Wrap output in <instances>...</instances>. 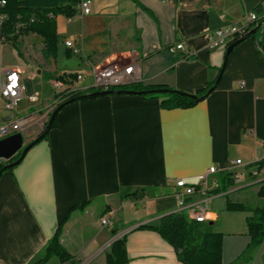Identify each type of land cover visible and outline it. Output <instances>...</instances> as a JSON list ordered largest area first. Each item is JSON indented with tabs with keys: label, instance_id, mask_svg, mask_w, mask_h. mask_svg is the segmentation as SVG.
<instances>
[{
	"label": "crops",
	"instance_id": "0c3cea01",
	"mask_svg": "<svg viewBox=\"0 0 264 264\" xmlns=\"http://www.w3.org/2000/svg\"><path fill=\"white\" fill-rule=\"evenodd\" d=\"M139 2L153 15L134 0H92L91 13L78 10L71 18L57 15L55 57L45 58L40 36L21 35L18 40L25 43V53L20 50L21 61L14 64L4 65L0 58V81L13 67L25 76V60L33 70L30 78L39 82L38 90L32 88L39 93L38 102H53L52 80L65 73L89 71L103 61H137L139 82L144 85L196 93L218 78L225 60L227 47L210 49L208 34L226 24L244 23L248 12H256L259 18L264 15V0ZM259 36H248L234 47L216 87L192 107L164 108L160 98L128 93L64 105L47 137L0 175V264L37 261L61 220L83 203V209L71 210L60 238L78 261L95 258L109 241L126 235L127 264H185L157 231L138 227L157 224L161 216L177 210L176 178L196 183L197 175L211 165L218 167L220 177L232 161L242 159L247 166L237 169L244 174L228 192L257 186V193L258 181L248 173L264 159V65L256 43ZM66 40L74 43L77 52L67 47ZM35 41L40 54L33 56L29 50L38 47L29 46ZM181 41L185 51L169 50ZM187 50L193 54L184 57ZM48 81L51 89L43 95V83ZM83 84L90 85L91 78ZM52 102H42L36 111L45 113ZM40 130L32 124L24 134L26 142ZM209 206L208 219L218 223L220 230H229L223 239L222 261L232 264L250 242L246 219L253 212L228 210L224 194L214 195ZM125 211L132 213L124 216ZM105 216L108 225L101 223ZM263 252L264 243L247 264H264Z\"/></svg>",
	"mask_w": 264,
	"mask_h": 264
},
{
	"label": "trees",
	"instance_id": "16d2710c",
	"mask_svg": "<svg viewBox=\"0 0 264 264\" xmlns=\"http://www.w3.org/2000/svg\"><path fill=\"white\" fill-rule=\"evenodd\" d=\"M2 1L3 0H0V13H3L6 18L0 22V37H5L6 40L12 39L17 41L21 35L34 33L42 39L45 58H50L56 56L59 43L56 16L59 14L65 15L68 18L75 16L78 11L77 6L81 0H4V4H2ZM134 1L153 15V12L142 5L139 0ZM257 10L262 11V7L259 6ZM263 20L264 15L249 24V30H252L259 24L261 25L256 32L251 33L249 36H255L257 33H260L259 38H256V43L262 53L264 65ZM19 53L21 54V51H19ZM221 71L222 68L220 69V73ZM215 83H218L217 78L198 92L190 93L195 94L197 97L174 92V90L179 89L167 85H144L141 82L116 86L113 87L112 90L132 89L141 91L162 88L166 91L162 93L147 92L141 95L151 98H160L161 105L164 108H186L196 105L205 98L207 95L206 93H208L209 89ZM93 91L96 90H92L91 92ZM95 97L97 96H86L82 99ZM57 119L58 114L51 128L56 126ZM20 154L21 151L15 155L13 160L17 159ZM261 162H263V159ZM3 167L4 164H0V170L3 169ZM220 177V186L210 190V192L214 194L223 193L226 195L228 210H248L253 212V214L247 218L250 242L233 262V264H247L253 259L257 249L264 243V179L257 182L259 185L257 191L259 202L251 204L245 201H235L229 196V188L236 183L229 172H223ZM85 205V203L76 205L69 210L66 217L59 223L55 234L47 242L44 255L32 264H45L54 257H57L60 263L79 264V261L61 244L60 238L63 226L71 210L76 207L83 209ZM215 224L214 221L209 219L203 222L191 219L185 211H174L161 216L157 224H142L138 228L157 231L174 247L179 261L185 264H223V236L222 233L213 231ZM113 231L114 234L117 232L116 229ZM262 258L264 262V252ZM128 262L129 257L127 254L126 235H123L110 244L109 249L106 251V264H127Z\"/></svg>",
	"mask_w": 264,
	"mask_h": 264
},
{
	"label": "built area",
	"instance_id": "2783aa9c",
	"mask_svg": "<svg viewBox=\"0 0 264 264\" xmlns=\"http://www.w3.org/2000/svg\"><path fill=\"white\" fill-rule=\"evenodd\" d=\"M5 1H2L4 4ZM92 11V0L80 1V13L88 14ZM6 16L0 13V22ZM256 12L251 11L246 13L244 23H230L219 28L214 29L208 34V46L210 49L218 48L220 46H228L233 41L244 36L249 31V24L258 19ZM6 41L5 37H0V44ZM67 47H74L71 40H66ZM169 50L176 52L179 50L185 51L184 42H179L169 47ZM192 50H187L184 57L191 56ZM91 78L90 85H84L83 82ZM26 78L24 72L19 67L6 69L4 78L0 81V98L3 100L5 109L13 111L17 109L19 103L24 97L30 102H37L39 100V93L32 91L27 92ZM141 81V70L137 61L129 63H120L117 61H103L93 64L89 71L78 69L73 72L65 73L60 77L52 80L55 88L54 100L44 113L36 110L22 111V114L16 116L14 114L0 118V139L21 132L23 135L27 133L32 124L37 123L41 131L48 121L51 111H53L59 104L71 99L72 97L91 92L92 90H109L113 87L139 82ZM243 85V81L241 82ZM262 160V159H261ZM254 163L255 168L252 169L248 176L254 181L264 179V159ZM6 159L0 157V164H4ZM239 166H247L242 159H236L228 167V172L235 182L240 181L244 171L237 168ZM218 167L211 165L205 171L197 175V182L191 183L182 177L175 179V198L177 201L176 211H185L189 218L196 221H207L209 201L216 195L210 190L220 186L217 174ZM223 194V193H221ZM199 198H196V196ZM103 225L110 224V219L106 216L101 219Z\"/></svg>",
	"mask_w": 264,
	"mask_h": 264
},
{
	"label": "rangeland",
	"instance_id": "374dc122",
	"mask_svg": "<svg viewBox=\"0 0 264 264\" xmlns=\"http://www.w3.org/2000/svg\"><path fill=\"white\" fill-rule=\"evenodd\" d=\"M25 42H26V39H25ZM35 42L36 43H34L33 46H29V47H38V48L29 50L31 55H33V56L40 54V52H39V41H35ZM20 50L25 53V43L23 41H19V40L18 41H14L12 39H8V40L4 41L0 45L1 63L4 64V65H8V64H14V63H16L18 61H21L19 59V57H21V55L19 53ZM22 62H24L25 66H26L25 67V70H26L25 76L27 77L26 78L27 92L30 93L32 91V88L38 90L39 89L38 79H36L35 77H33V79H31L30 76H29L32 73V71H33L32 67L29 66L28 63L25 60H22ZM59 63H61V62L59 61ZM0 75H1V71H0ZM43 85H44V91H43V95H44V93L45 92H49L51 88L49 87V81L47 83H45V84L43 83ZM42 102H43V104L46 105L47 103H51L52 101L51 100H46V99H44L42 101V99H41L40 103L38 101L34 103V102L28 101V99L26 97H24L22 99V101L19 103L17 109H15L13 111H9V110L5 109L3 100L0 98V117L1 116H6V115L7 116L8 115H12V114H14L16 116H19L20 114H22V111H26V110L31 111V110L39 109V107H41ZM49 117H50V115H49ZM40 132H41V130H40ZM24 139L26 141V139H27L26 136L24 137ZM217 178L220 181L221 177L217 176ZM256 189H257V186H248V187H245V188H243V189H241L239 191L232 192V194L229 193V196L232 199H234L235 201H237L238 199H241V201L243 200V201L251 203V204H256V203L259 202V198L257 196ZM238 201H240V200H238ZM209 208H212V207L209 206ZM233 211H248V210H233ZM131 213L132 212H130V211H125V212H123L121 214L124 215V216H129V215H131ZM246 221H247V219H246ZM247 227H248V224H247ZM107 228L110 229L111 227L107 226ZM218 229H219V224L216 223L214 225V227H213V231L222 233L223 239H224V237L229 235L228 234L229 230H226V229H222V230L219 229L218 230ZM94 231H96V229H93V232ZM90 232L91 231H89V233ZM248 232H249V230H248ZM108 233H109V236H110L111 233H112V230L111 229L108 230ZM109 244H110V241L106 245L103 244V245H105L104 251H102L97 256H95V258L91 259V257H89V256L88 257L87 256L83 257L81 260H79V264H106V262H105V253H106V251L105 250L109 249ZM222 246H223V244H222ZM234 260H233V262H234ZM233 262H232V264H233ZM58 263H59L58 258L54 257L53 259H51V261L48 264H58ZM68 264H71V263H68Z\"/></svg>",
	"mask_w": 264,
	"mask_h": 264
},
{
	"label": "water",
	"instance_id": "95a60500",
	"mask_svg": "<svg viewBox=\"0 0 264 264\" xmlns=\"http://www.w3.org/2000/svg\"><path fill=\"white\" fill-rule=\"evenodd\" d=\"M263 22H264V20H263ZM260 26H261L260 24L257 25L252 30H249L248 33H246L244 36L238 38L237 40L233 41L232 43H230L227 46L225 60H224V64H223V67H222V71L225 68V65H226L228 56H229L230 52L234 49V47L237 46L246 37H248L251 33L256 32L260 28ZM222 71L219 74V76L217 78V81L221 77ZM216 85H217V83H215L209 89L208 93L212 89H214L216 87ZM164 91H166V90L165 89H162V88H154V89H151V90H141V91H135V90H132V89H128V90H126V89H118V90H112V89H109V90H96V91H93V92H89V93H85V94L78 95L76 97H73V98H71V99H69V100H67V101L59 104L53 111H51L50 117L48 119V122L45 124V127L43 128V130L34 139H32L31 141L26 142L25 139H24V135L21 132H17V133H15L13 135H10L8 137H5V138L0 139V157H3V158L6 159V162L4 163L3 169L0 170V175H1V173L5 169H10V168L16 166L17 164H19L22 161V159L24 158V156L26 155L27 151L31 147H33L36 143H38L39 141H41L42 139L45 138V136L48 134L49 130L51 129L52 123H53L56 115L58 114L59 110L64 105H66V104H68L70 102H73V101L82 99V98H84L86 96H100V95L111 94L113 92H116V93H119V94L120 93L145 94L147 92L162 93ZM174 92H180V93H183V94L190 95L192 97H197L195 94H190V93L182 92V91H179V90H174ZM208 93H206V94H208ZM20 151H21L20 156L17 159L13 160V158L15 157V155L18 152H20ZM116 239H114V240H116Z\"/></svg>",
	"mask_w": 264,
	"mask_h": 264
},
{
	"label": "bare ground",
	"instance_id": "6f19581e",
	"mask_svg": "<svg viewBox=\"0 0 264 264\" xmlns=\"http://www.w3.org/2000/svg\"><path fill=\"white\" fill-rule=\"evenodd\" d=\"M77 8H78V10L80 11V2H79V4H78Z\"/></svg>",
	"mask_w": 264,
	"mask_h": 264
}]
</instances>
